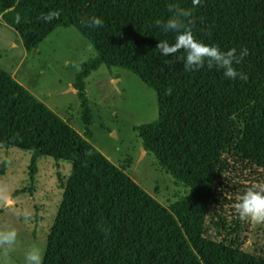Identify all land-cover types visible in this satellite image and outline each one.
Returning <instances> with one entry per match:
<instances>
[{"label": "trees", "instance_id": "16d2710c", "mask_svg": "<svg viewBox=\"0 0 264 264\" xmlns=\"http://www.w3.org/2000/svg\"><path fill=\"white\" fill-rule=\"evenodd\" d=\"M171 4L191 12L197 40L223 51L246 48L234 66L247 79H226L207 64L186 71L182 50L161 55L158 41L174 43L175 34L157 21L171 15ZM50 10L59 16L46 22ZM92 16L100 27L89 26ZM0 17L26 52L71 27L95 52L71 66L81 132L0 67V146L30 154L29 185L12 197L32 192L39 158L70 164L41 264H264L204 236L228 154L264 155V0H0ZM100 66L130 71L156 93L157 119L138 127L144 150L190 188L168 209L89 142L85 80Z\"/></svg>", "mask_w": 264, "mask_h": 264}, {"label": "rangeland", "instance_id": "374dc122", "mask_svg": "<svg viewBox=\"0 0 264 264\" xmlns=\"http://www.w3.org/2000/svg\"><path fill=\"white\" fill-rule=\"evenodd\" d=\"M37 50V54L32 51L23 57L24 48L16 32L0 25V67L7 72L17 67L15 78L81 132L79 104L68 83L77 71L71 66L93 57L94 50L73 27L56 29ZM85 91L93 112L90 144L165 208L186 197L190 188L144 150L138 133L139 126L158 117L155 91L130 71L104 66L86 78ZM241 152L228 154L230 168L220 175L204 236L264 259V220L242 218L237 211L247 190L264 193V155L244 149ZM29 160L28 152L0 146V234L16 233L12 243H0V264H26V253L31 249L39 251L42 262L70 171L69 163L56 164L49 157H41L32 192L12 197L29 185Z\"/></svg>", "mask_w": 264, "mask_h": 264}, {"label": "clouds", "instance_id": "9594fccd", "mask_svg": "<svg viewBox=\"0 0 264 264\" xmlns=\"http://www.w3.org/2000/svg\"><path fill=\"white\" fill-rule=\"evenodd\" d=\"M195 2V0H194ZM171 15L163 22L157 21V24L164 32L174 33V43L166 40L158 41L156 48L161 55L170 56L182 50V55L177 57L183 61V68L186 71L198 70L207 64L209 68H217L223 71V76L229 80H246L247 76L240 72L234 65H238L241 59L248 54L246 48L240 49L239 53L236 48H230L226 51L221 50L218 46L205 44L197 40L188 23L191 12L179 8L175 4L169 5ZM59 16V12L50 10L42 14V19L50 22ZM91 27H100L101 18L92 16L88 20ZM237 211L242 218H252L255 220H264V193L249 189L237 204ZM15 231H8L0 234V243L10 244L15 240ZM26 264H41V256L37 249H31L26 253Z\"/></svg>", "mask_w": 264, "mask_h": 264}, {"label": "crops", "instance_id": "0c3cea01", "mask_svg": "<svg viewBox=\"0 0 264 264\" xmlns=\"http://www.w3.org/2000/svg\"><path fill=\"white\" fill-rule=\"evenodd\" d=\"M0 25H1V26H6V25L3 23L1 17H0ZM6 27H7V26H6ZM20 42H21V40H20ZM11 45H12V46H16V44H15L14 42H12ZM37 52H38V50L34 51V53H36V54H37ZM29 53H30V52H26L25 49H24L23 57H26ZM16 68H17V67H16ZM16 68H15L12 72H9V73L11 74V76H12L13 79H15L19 84L22 85V83L19 82V81L15 78V77H16ZM22 86H23V85H22ZM23 87H24V86H23ZM68 87H70L72 93L76 94L75 90L72 88V81H71L70 83H68ZM33 95H34L35 97H37V98L43 103L42 99H41L38 95H36V94H34V93H33ZM50 110H52V109H50ZM52 111H53V110H52ZM53 112H54V111H53Z\"/></svg>", "mask_w": 264, "mask_h": 264}, {"label": "water", "instance_id": "95a60500", "mask_svg": "<svg viewBox=\"0 0 264 264\" xmlns=\"http://www.w3.org/2000/svg\"><path fill=\"white\" fill-rule=\"evenodd\" d=\"M142 153H144V150L142 149Z\"/></svg>", "mask_w": 264, "mask_h": 264}]
</instances>
